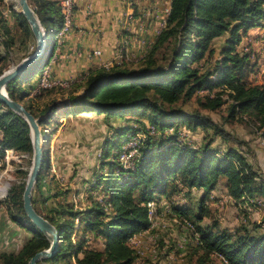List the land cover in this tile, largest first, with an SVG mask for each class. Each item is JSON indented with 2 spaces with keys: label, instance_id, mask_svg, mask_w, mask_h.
I'll use <instances>...</instances> for the list:
<instances>
[{
  "label": "trees",
  "instance_id": "trees-1",
  "mask_svg": "<svg viewBox=\"0 0 264 264\" xmlns=\"http://www.w3.org/2000/svg\"><path fill=\"white\" fill-rule=\"evenodd\" d=\"M27 1L46 37L52 32L53 40L44 59L41 57L6 84L8 96L18 102L29 96L28 89L33 87L34 90V82L30 81L53 56L54 35L62 25L59 0ZM9 9L15 24L29 40L33 39L35 48L24 15ZM6 17L0 8L1 46H7L11 40L8 37L11 26ZM263 19L264 0H170L165 26L137 61V67L121 62L89 71L76 86L81 89L80 96L72 95L71 103L64 105V116L91 113L109 120L128 112L149 113L147 120L144 117L131 125L117 127L126 135L144 131L145 137L132 168L124 169L116 157H110L109 151L103 154L102 167H106V171L101 170L94 186L103 191L104 202L92 201L81 210L68 201L46 203L59 194H45L43 172L47 166L42 165L33 188L32 204L38 214L56 227L59 244L53 256L36 264H133L136 254L127 240L149 227L148 201L154 196H172L180 190L176 187L178 184L187 192L193 188L202 190L199 206L203 214L205 200L222 180L226 193L235 203L248 204L257 199L264 202V180L258 179L248 151L240 142H237L239 146H229L220 154L212 142L202 146L190 144L178 130V124H184L190 130L214 128L217 134H223L210 117L182 108L181 104L197 92L207 90L208 93L197 99L202 108L218 109L227 101L223 99L226 94L232 101L230 117L248 115L264 139V86L248 83L244 78V74H251L258 64L241 45L247 30L261 25ZM216 53L218 57L212 60ZM4 59L5 56L0 55V63ZM1 69L0 73L7 68ZM54 103L35 112L30 109L39 125L46 124L58 111ZM147 125L153 127V133L148 132ZM0 146L31 156L33 152L28 123L2 102ZM25 183L18 190L9 188L5 199L16 208L15 214L10 212L11 219L28 228L32 235L17 254L2 252L0 264H27L36 252L50 244L25 214L22 200ZM39 205L45 211L39 210ZM185 206L175 205L173 211L179 216ZM197 220L200 221L201 216ZM89 231L103 238V250L86 247L88 237L84 234ZM196 232L198 247L206 254L220 255L227 264H264V231L255 233L243 228L232 235L197 226Z\"/></svg>",
  "mask_w": 264,
  "mask_h": 264
},
{
  "label": "rangeland",
  "instance_id": "rangeland-1",
  "mask_svg": "<svg viewBox=\"0 0 264 264\" xmlns=\"http://www.w3.org/2000/svg\"><path fill=\"white\" fill-rule=\"evenodd\" d=\"M14 7H16L15 0H3L0 4V8L4 15H7L8 24L11 26L8 35L11 40L7 46L0 45V55L5 56L3 62L0 63V70H2L1 68L3 70L8 69L17 64L23 56H28L35 49L32 46L33 39L29 40L24 31L12 19L9 8L18 11ZM261 37L255 42L256 45L249 42L242 46L245 48L243 51L251 54V60L257 61L264 67V43H261ZM52 40L53 33L51 32L46 37L42 59L49 51ZM219 41H222V38ZM119 46H122V44L120 43ZM217 57L218 54L216 53L212 60ZM128 63H130V66L134 65L133 67L138 66L137 62ZM256 72L257 69L249 75L244 74V78H247L248 83L257 84ZM40 73L37 71L35 75L34 90L33 87L28 89L30 90L29 99L33 97L35 104L39 106H32L31 104L28 106V98L20 101L21 103L25 101V104H22L29 111L31 109L32 112H35L42 109L46 104L49 105L56 99L57 101L54 103L57 107L56 110H60L61 113L64 105L71 103L72 100L70 99L74 95L80 96L81 89L76 86L82 82H76L64 90H61V87L50 90L37 88L38 83L36 81ZM213 91L211 94H213ZM206 93H208L206 90L197 92L190 100L181 104L182 108L188 112L197 110L201 114L210 117L215 125L223 131V134H217L214 128L197 127L195 130H190L186 125L178 124L181 136L186 142L193 145L202 146L212 142V146H217L220 154L225 152L229 146H239L237 142H240L242 147L248 151L247 156L251 159L250 162L258 173V179L264 180V171L258 162V156H262L264 162V139L261 136V131L256 128V123L248 115L241 117L237 115L236 118H231L229 106L232 101L226 94L223 95V99L227 101L218 109L208 110L202 108L197 99ZM61 94H64V96H61ZM148 114L140 115L138 112H128L122 117L108 120L103 116L89 113L88 120H82V118L78 120L76 118V120L67 124L66 135L69 137L67 139L69 142L67 140V143L62 141V145H59L57 140L60 123L55 120L56 117H50L46 124L40 125L43 143L47 146L43 158V164L47 166L43 172V180L46 184L44 192L45 194H59V197L55 198L53 196L46 203L52 205L57 201H68L76 207L79 202L77 197L72 195L73 190L80 192V198H78L80 201L81 199L88 201L87 206L92 201L104 202L103 191L94 186L96 177L101 173V170L106 171V167H102L105 159L103 154L109 151L110 157H116L120 163L117 158L118 153L122 145L129 140L130 135L120 133V129H117V127L131 125L135 122L134 120H140L144 117H146L144 120H147ZM147 127H150V125H147ZM140 133H144V131ZM105 144L106 148H103ZM6 150H0V189L3 192L7 187L5 196L0 197V254L2 252L17 254L32 233L29 232L28 228L21 227L11 219L10 215L11 213L15 214L16 208L5 197L9 188L13 187L18 190L20 185L26 181L27 176L25 174L29 172L31 167L32 156L14 149ZM223 183L224 180L218 183L215 192H211V197L205 200L204 208H202L204 214L199 206L203 193L201 189L187 192L185 188H181L182 186L178 184L176 187L180 190L173 194L174 196H154L153 198L159 207L157 206V217L153 229L148 235L140 239L141 242L137 247H134L133 244L130 245L127 241L128 246L136 254L133 264H227L220 255L215 253L206 254L198 247L199 234L196 232L197 226L203 229L209 227L214 231H225L232 235L243 228H248L255 233L264 231V202L261 205L256 203L255 200H251L248 204H244V202L235 203L231 197H227L229 195L225 192ZM65 192H67L66 195H62ZM175 205H186L180 209L179 216L173 211ZM39 206V210L45 211L41 205ZM8 208L11 211L8 212ZM187 210L188 212H186ZM198 216H201L200 221L197 220ZM26 223L28 224V222ZM84 235L88 237L86 247L103 250L102 237L97 236L93 231H89ZM78 238L75 239L78 240Z\"/></svg>",
  "mask_w": 264,
  "mask_h": 264
},
{
  "label": "crops",
  "instance_id": "crops-1",
  "mask_svg": "<svg viewBox=\"0 0 264 264\" xmlns=\"http://www.w3.org/2000/svg\"><path fill=\"white\" fill-rule=\"evenodd\" d=\"M168 5H170V0H74L73 26L64 36L62 44L55 48L53 55L56 61L50 66L52 78L67 81L68 86L60 89H68L75 82H81L89 71L110 66L113 62L115 47L120 43L123 46V62L136 63L157 35L160 19L158 11ZM263 35L264 19L261 25L247 30L241 45L249 42L255 44ZM96 48L101 50L100 56L92 55V51ZM34 81L35 77L30 82ZM31 98L28 106L38 105L35 104L33 97ZM22 103L25 104V101ZM63 111L60 114V110L56 112V121L60 123L57 132L59 145H62V141L66 142L69 139L66 135V126L70 121L76 118L78 120L89 118V113L64 116ZM258 162L264 171L262 156H258ZM223 188L226 192L224 186ZM192 190L200 189L193 188ZM79 194L80 192L76 190L72 192L79 202L75 208L81 210L87 206L88 201L82 199L80 201Z\"/></svg>",
  "mask_w": 264,
  "mask_h": 264
},
{
  "label": "water",
  "instance_id": "water-1",
  "mask_svg": "<svg viewBox=\"0 0 264 264\" xmlns=\"http://www.w3.org/2000/svg\"><path fill=\"white\" fill-rule=\"evenodd\" d=\"M20 11L27 20L35 40V49L31 54L22 58L17 64L0 73V102L5 104L14 113L20 115L29 125L32 141V162L22 194L23 208L26 216L49 241V247L36 252L27 264H36L38 261L54 255L58 249L59 235L57 229L47 219L37 213L32 204V192L37 177L43 165L44 151L47 146L43 143L42 128L38 119L21 103L11 99L6 92V84L14 79L22 70L40 59L45 50L46 33L27 0H16ZM15 8V7H14ZM44 144V145H43Z\"/></svg>",
  "mask_w": 264,
  "mask_h": 264
},
{
  "label": "built area",
  "instance_id": "built-area-1",
  "mask_svg": "<svg viewBox=\"0 0 264 264\" xmlns=\"http://www.w3.org/2000/svg\"><path fill=\"white\" fill-rule=\"evenodd\" d=\"M58 5L60 7V12L62 15V25L54 35L56 46H59L62 44L64 36L72 29L73 20H74V9H73L74 0H59ZM158 12L159 13L157 14L160 17L159 29H158V32H159L165 26L166 17L168 16L170 12V5L166 6L165 8L161 9ZM261 43L262 44L264 43V35L261 37ZM243 50H245V48H243ZM100 54H101V50L99 48H96L92 51L93 56H100ZM113 57H114L113 62L110 66H112L113 64H120L121 62H123V46H119L118 44L115 47ZM55 61H56V57L53 55L50 61L48 62V64L42 69L41 74L39 76L37 88L41 90H50L52 88H60V87L68 86L67 81H63L58 78H52L50 74V66L51 64L55 63ZM110 66L107 65L106 68ZM255 78L257 80V84L264 86V67H262V65L260 64L257 67ZM56 116L57 114L55 113L54 116L52 117H56ZM60 120H63V118H60ZM147 130L149 133H153L152 126L147 127ZM144 137H145L144 133H140V132L135 133L133 135H130L129 140L125 144L122 145L117 158L120 161V164L124 169H129L134 166L135 160L137 156L139 155V148L141 146V143ZM0 150L7 151L6 149H2L1 146H0ZM6 188L2 193H0V197L5 196ZM227 197L229 198L230 196H227ZM256 203H258L259 205L263 204L261 199H257ZM157 206L158 204L154 198L148 201L147 207H148V218L150 221V225L148 228L141 230L133 234L131 237H129L127 241L129 242L130 245L133 244L134 247H137L141 242L140 239L148 235L150 231L153 229V226L155 225V222H156L155 218L157 217V212H156ZM169 257H171V255H169Z\"/></svg>",
  "mask_w": 264,
  "mask_h": 264
},
{
  "label": "bare ground",
  "instance_id": "bare-ground-1",
  "mask_svg": "<svg viewBox=\"0 0 264 264\" xmlns=\"http://www.w3.org/2000/svg\"><path fill=\"white\" fill-rule=\"evenodd\" d=\"M15 1H16V0H15ZM16 7H17L18 10H20V7H19L17 1H16ZM43 145H44V144H43ZM0 192H2V189H0Z\"/></svg>",
  "mask_w": 264,
  "mask_h": 264
}]
</instances>
